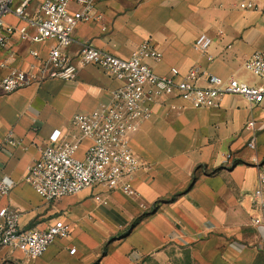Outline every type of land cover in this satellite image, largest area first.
<instances>
[{
    "label": "crops",
    "instance_id": "0c3cea01",
    "mask_svg": "<svg viewBox=\"0 0 264 264\" xmlns=\"http://www.w3.org/2000/svg\"><path fill=\"white\" fill-rule=\"evenodd\" d=\"M241 1L100 0L102 17L79 23L68 49L75 56L90 43L127 58L150 40L162 58L145 62L157 74L197 66L202 87L210 74L262 85L245 62L255 51L264 53V0H255L256 9L242 8ZM5 20L25 24L13 14ZM201 33L212 38L207 52L194 48ZM55 43L15 34L0 47V63L15 54L8 67L0 65V78L10 67L29 66L31 48L46 55ZM121 85L88 64L72 80L47 79L10 93L0 88V178L15 183L2 203L17 208L24 228H46L57 219L70 224L69 234L42 256L29 260L21 249L3 247L0 264H239L244 257L252 264L264 253V224L253 221V191L264 173V101L252 107L240 95L225 94L216 107H195L176 93L158 98L151 117L130 133L141 166L129 193L95 185L47 202L25 180L55 130L58 143L80 139L76 156L84 157L92 141L82 137L73 116L109 102ZM250 119L256 122L255 149L247 147ZM10 131L15 144L7 142Z\"/></svg>",
    "mask_w": 264,
    "mask_h": 264
},
{
    "label": "built area",
    "instance_id": "2783aa9c",
    "mask_svg": "<svg viewBox=\"0 0 264 264\" xmlns=\"http://www.w3.org/2000/svg\"><path fill=\"white\" fill-rule=\"evenodd\" d=\"M99 1L0 0V47H7L15 34L21 40L35 43L49 39L56 41L48 48L46 55L31 48L29 52L34 61L26 68L10 67L0 78L3 92H14L33 84H41L47 79L72 80L77 76L79 68L88 64L97 65L122 81V85L113 91L109 102L100 104L91 112L76 113L73 116V123L80 129L82 137L92 141L84 157L76 156L80 139L58 143L60 132L55 130L50 143L40 149L39 157L27 167L25 180L47 202L95 185L129 193L132 190L131 180L141 166V161L130 145V133L138 129L141 121L151 117L152 104L163 95L179 94L188 98L195 107H216L225 94L240 95L252 107L264 101V84L250 85L237 78L224 79L210 74L208 86L197 85L200 76L197 66L184 74L176 67L171 68L168 74H157L145 62L148 58H162V53L150 40L142 42L127 58L116 56L90 43L83 44L76 55H72L68 48L73 43L78 24L102 17L97 9ZM32 2L36 3L30 11ZM240 6L252 9L259 7L255 0H243ZM8 14H13L25 24L6 22L5 16ZM211 43L212 38L201 33L194 42V48L207 52ZM14 58L15 54L11 53L0 65L8 67ZM245 66L264 82L263 52L255 51L246 60ZM255 126L254 119H250L246 125L248 130L253 131L247 142V147L251 149L257 146ZM7 142H17L12 131L8 133ZM228 158L231 156L228 155ZM253 161H258L257 156H254ZM14 186L12 178H0V249H21L29 260H33L42 256L58 237L67 236L70 224L57 219L46 228L22 227L17 208L2 203V198ZM253 203L257 209L253 221L262 225L264 173L260 174L258 185L253 191Z\"/></svg>",
    "mask_w": 264,
    "mask_h": 264
},
{
    "label": "rangeland",
    "instance_id": "374dc122",
    "mask_svg": "<svg viewBox=\"0 0 264 264\" xmlns=\"http://www.w3.org/2000/svg\"><path fill=\"white\" fill-rule=\"evenodd\" d=\"M238 260H241V259H238ZM247 261V258L244 257L242 258V260L239 262V264H245V262ZM252 264H264V253L262 254L261 257L259 258H256Z\"/></svg>",
    "mask_w": 264,
    "mask_h": 264
},
{
    "label": "trees",
    "instance_id": "16d2710c",
    "mask_svg": "<svg viewBox=\"0 0 264 264\" xmlns=\"http://www.w3.org/2000/svg\"><path fill=\"white\" fill-rule=\"evenodd\" d=\"M234 163H237V160H234V161H233V164H234ZM141 216H142V215H141ZM141 216L135 218V220L131 223V227H133V226L136 225V223L140 220Z\"/></svg>",
    "mask_w": 264,
    "mask_h": 264
}]
</instances>
